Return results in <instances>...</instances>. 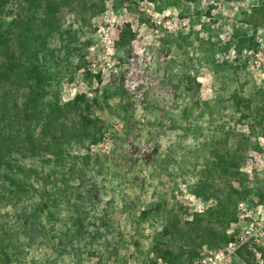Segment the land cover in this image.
<instances>
[{
  "label": "rangeland",
  "instance_id": "rangeland-1",
  "mask_svg": "<svg viewBox=\"0 0 264 264\" xmlns=\"http://www.w3.org/2000/svg\"><path fill=\"white\" fill-rule=\"evenodd\" d=\"M53 1L58 8L49 47L71 63H76L80 54L85 60L70 78L59 82L61 101L78 93L88 100L98 99L91 113L95 121L91 130L97 139L72 142L67 148L68 161L77 162L70 183L80 185L83 191L95 188L92 192L97 196L91 193L84 199L90 211L85 221L89 230L101 222L110 230L101 228L104 236L92 242L83 239L79 257L71 248L59 256L43 237L30 246L27 261L95 264L111 255L108 261L113 264H152L153 260L165 264L156 258L153 245L167 211L145 218L139 214L158 201L167 210L182 208L183 222L194 214L206 218L205 211L214 199L223 197L228 177L215 170L205 171V166L214 157L213 149L222 148L226 140L228 146L236 147L243 133H248L245 122L238 119L240 112L232 114L224 98L236 88L246 96L264 85V17L257 11L264 9V0H176L167 5L162 0L158 4L162 9L153 0ZM91 2H102L106 9L88 18L84 5ZM26 4L25 0H8L6 19L23 15ZM127 23L135 38L129 48L119 47V32ZM235 31L254 35L257 45L244 46L240 52L232 46L220 49L213 58L206 56L202 41L223 44ZM86 41L90 43L84 48ZM67 44L80 47V53L69 54L64 48ZM252 50L261 56L258 68H251ZM223 61L235 69L219 66ZM210 100L214 101L204 106L203 102ZM251 141L258 142L260 150L247 151L240 170L251 173L257 184L250 186L254 187L251 198L240 201L260 225L264 219V136H252ZM241 147L242 152L244 145ZM87 152L92 156L88 163L83 160ZM204 179L208 180L209 199L202 190H194ZM233 185L238 187L236 181ZM61 206L56 229L71 225V207ZM241 213L236 206V218L227 230L230 235L248 224V217L242 218ZM222 247H201L191 261L183 249L177 264H196L204 249ZM244 249L257 258L246 247L240 250ZM258 249V260L264 264V246ZM240 257L238 252L228 264H245Z\"/></svg>",
  "mask_w": 264,
  "mask_h": 264
},
{
  "label": "trees",
  "instance_id": "trees-1",
  "mask_svg": "<svg viewBox=\"0 0 264 264\" xmlns=\"http://www.w3.org/2000/svg\"><path fill=\"white\" fill-rule=\"evenodd\" d=\"M25 1L23 15L6 19L4 9L8 0H0V264H33L27 261L28 250L43 237L52 243L59 256L71 248L79 257L83 239L88 237L92 242L104 236L101 228L110 230L106 222L89 230L85 221L90 211L84 199L96 195V191L92 192L95 188L83 191L80 185L70 183L77 162L68 161L67 148L72 142L97 139L91 130L95 126L91 113L98 99L88 100L83 93H78L63 102L58 84L84 64V55L80 54L78 61L71 63L55 55L49 47L56 28L53 17L58 8L53 0ZM153 1L158 7L162 0ZM164 1L167 5L176 0ZM105 9L102 2L84 5L88 18ZM258 10L264 17V9ZM134 38L135 33L127 23L119 32L117 46L129 48ZM177 41L176 38L174 42ZM89 43L86 41L84 48ZM201 45L208 51L206 56L213 58L220 49L233 46L240 52L244 46L257 44L254 35L235 31L228 42L218 44L206 39ZM64 48L71 55L80 53L78 46L67 44ZM219 66L235 69V65L227 61ZM86 74L90 75L88 71ZM95 76L100 82V74ZM224 99L232 114L240 112L238 119L245 122L248 133H243L244 138L236 147L228 146L226 140L222 148L213 149L214 157L206 162L205 171L215 170L229 179L223 197L214 199V204L205 211L206 218L194 214L190 221L183 222L182 208L167 210L165 204L158 201L139 214L145 218L151 213L167 211L153 245L156 258L165 264H177L183 249L189 253L191 261L201 247L225 245L231 238L227 230L236 218L237 203L249 200L254 190L250 186L257 184L255 177L241 171L240 167L247 151L260 150L259 143L251 141V137L264 136V85L246 96L236 88ZM213 101L203 104L209 106ZM241 145H244L242 152ZM91 158L88 152L83 155L86 163ZM234 181L238 187L233 185ZM194 190H202L207 199L211 196L207 179L197 182ZM62 204L71 207V225L56 229L54 223L63 212ZM51 220L53 224L49 225ZM238 252L245 264H262L246 249ZM113 253H118L117 248ZM110 256L104 262L99 258L95 264H113L108 261ZM56 261L53 259L51 263L56 264ZM152 264H156V260Z\"/></svg>",
  "mask_w": 264,
  "mask_h": 264
},
{
  "label": "built area",
  "instance_id": "built-area-1",
  "mask_svg": "<svg viewBox=\"0 0 264 264\" xmlns=\"http://www.w3.org/2000/svg\"><path fill=\"white\" fill-rule=\"evenodd\" d=\"M249 52L253 56L251 68H258L261 63L259 52H254L253 50ZM237 207L242 211L240 214L242 218L248 217V224L244 226L243 230L233 233L224 247L217 250L204 249L196 264H228V259L231 257L236 258L238 251L243 247L252 251L254 256L257 257L256 261L261 263L258 260L261 255V251L258 248L264 246V219L259 225L257 224V219L251 216V210L245 203L240 201L237 203Z\"/></svg>",
  "mask_w": 264,
  "mask_h": 264
}]
</instances>
